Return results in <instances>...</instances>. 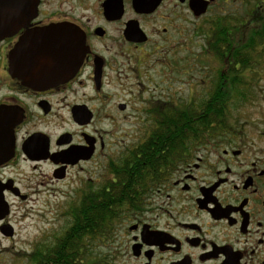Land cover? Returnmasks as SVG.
<instances>
[{"label":"flooded vegetation","instance_id":"flooded-vegetation-1","mask_svg":"<svg viewBox=\"0 0 264 264\" xmlns=\"http://www.w3.org/2000/svg\"><path fill=\"white\" fill-rule=\"evenodd\" d=\"M193 2L206 11L197 15ZM232 6L38 0L36 16L0 39V242L15 238V209H26L17 203L44 193L64 199L37 209L38 221L49 213L55 221L34 241L86 246L74 255L80 264H264V109L242 124L229 95L215 109L210 88L199 95L193 82L187 93L162 85L199 37L213 55L204 19ZM48 26L78 28L86 54L68 79L59 68L51 83L32 87L16 47ZM54 59L65 68V53ZM243 101L234 95V106ZM199 115L225 123L194 127L184 140L193 126L183 118Z\"/></svg>","mask_w":264,"mask_h":264},{"label":"trees","instance_id":"trees-1","mask_svg":"<svg viewBox=\"0 0 264 264\" xmlns=\"http://www.w3.org/2000/svg\"><path fill=\"white\" fill-rule=\"evenodd\" d=\"M253 7L247 19L230 13L218 16L214 21L215 26L213 23L215 31L209 39L208 46L220 67L217 69L214 86L209 85L210 89L205 95L212 97L211 102L214 103L215 109H223V102L226 101L224 95H229L232 102L234 95H241L248 101L252 94L250 80L255 76L250 77L248 74L251 72L254 75L258 74V57L263 54L261 47H264V0H256ZM200 104L207 107L210 102L203 99ZM211 122L215 126H221L224 125L225 118L199 115L196 120L191 121V117H184L183 126H193L188 131H183L184 140L198 132L196 128L193 129L194 127L209 126ZM85 249L86 246L58 240L48 245L38 244L28 257L32 264H80L74 255Z\"/></svg>","mask_w":264,"mask_h":264},{"label":"rangeland","instance_id":"rangeland-1","mask_svg":"<svg viewBox=\"0 0 264 264\" xmlns=\"http://www.w3.org/2000/svg\"><path fill=\"white\" fill-rule=\"evenodd\" d=\"M255 1L256 0H233L232 7L221 12L215 11L213 15L206 16L203 25L209 26L207 31H211V33L214 34L215 30L213 23L220 15L233 13L237 14L239 18L243 17L247 19L248 14L254 9L253 5ZM196 40L198 42H195L194 45L183 47L182 51L179 53L181 59L178 60V62H172V66L177 65L178 72H172L170 71L171 69L167 70V73H170V75L168 76L167 83L162 84L165 86L166 90H170L172 93H178L183 90V93H187L189 92L188 87L190 82H193L194 85H196L197 93L201 95L208 90L210 80L213 79V82L216 81L217 69L220 67L218 61L212 54H207L205 51V38L199 37ZM258 60V74L254 75L252 72L248 74L250 77L255 76L254 79L251 78L250 80L252 83L250 87L252 91L250 99L248 101L244 99L240 104L237 102L236 106H234L233 101L231 102L232 109L237 112L232 114V118L235 119L234 117H237L236 120L242 124H246L247 120L255 122L258 108L262 107L264 109V53L258 57ZM155 77L158 78L157 75H155ZM256 77H258L257 80ZM174 78L175 82H169L171 79L174 80ZM192 78L194 81H191ZM169 87L172 88L169 89ZM147 88H152V84H149ZM42 178L43 177H39L38 179ZM38 179L31 180L32 182L28 183L30 185H36ZM46 185L47 184L39 186V188L43 190ZM47 198L50 197L43 193L42 196L35 195V197H33V202L30 204L26 205L24 202L17 203V205L26 206V209H19V211L17 208L15 209V216L18 219L16 223V235L13 240L4 239L0 242V264H32L28 256L36 249L37 243L34 241V238L41 233L48 234L49 228L53 226V222L55 221V216L50 213L47 214L45 221L41 219L38 221L36 211L37 209L44 211L49 210V207H51L54 202L64 199L61 196H57L56 198L52 197L49 200ZM35 203L37 205H34ZM26 211L28 212L26 213ZM48 244H51V242L42 243L40 245Z\"/></svg>","mask_w":264,"mask_h":264},{"label":"water","instance_id":"water-1","mask_svg":"<svg viewBox=\"0 0 264 264\" xmlns=\"http://www.w3.org/2000/svg\"><path fill=\"white\" fill-rule=\"evenodd\" d=\"M38 0H0V39L17 32L28 24L37 14ZM197 15L206 11V6L193 2ZM21 54L25 63L19 74L25 83L35 87L51 83L55 78L53 71H65L71 77L80 67L86 54L85 35L78 28L48 26L28 31L16 47L15 54ZM69 56L63 65H54L56 55ZM61 66V67H60Z\"/></svg>","mask_w":264,"mask_h":264}]
</instances>
